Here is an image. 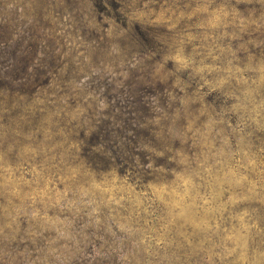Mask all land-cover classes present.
Masks as SVG:
<instances>
[{
  "label": "rangeland",
  "instance_id": "374dc122",
  "mask_svg": "<svg viewBox=\"0 0 264 264\" xmlns=\"http://www.w3.org/2000/svg\"><path fill=\"white\" fill-rule=\"evenodd\" d=\"M0 264H264V0H0Z\"/></svg>",
  "mask_w": 264,
  "mask_h": 264
},
{
  "label": "trees",
  "instance_id": "16d2710c",
  "mask_svg": "<svg viewBox=\"0 0 264 264\" xmlns=\"http://www.w3.org/2000/svg\"><path fill=\"white\" fill-rule=\"evenodd\" d=\"M142 124L145 125V126H149V122H148V121H143ZM132 129H133V128H132ZM132 131H133V130H132ZM152 133L154 134V130L152 131ZM154 137H155V135L152 136V138H154ZM152 138H151V139H152ZM151 139H150V140H151ZM150 140H147V141L145 142V146L148 145V143H149ZM101 147H102V146H101ZM113 147L115 148V142H114V146H113ZM93 149H94V148H93ZM98 149H99V148H98ZM95 150H96V149H95ZM96 151H97V150H96ZM101 159H102V158H101Z\"/></svg>",
  "mask_w": 264,
  "mask_h": 264
}]
</instances>
